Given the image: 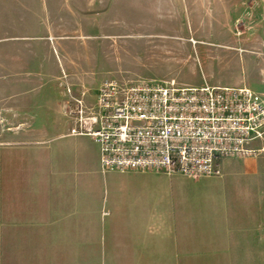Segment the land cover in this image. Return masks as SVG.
<instances>
[{
	"label": "rangeland",
	"instance_id": "374dc122",
	"mask_svg": "<svg viewBox=\"0 0 264 264\" xmlns=\"http://www.w3.org/2000/svg\"><path fill=\"white\" fill-rule=\"evenodd\" d=\"M108 79L247 86L264 98V0H0V144L39 154L33 168L43 169L48 144L74 169L101 170L98 144L70 133L63 104L68 84L94 106ZM253 162L223 158L221 175L207 182L249 183ZM191 179L112 175L97 190L145 209L155 198L167 206L185 192L203 195L205 178ZM257 180L264 184V172ZM42 187H33V202H43ZM29 261L72 264L67 254L43 255L41 228Z\"/></svg>",
	"mask_w": 264,
	"mask_h": 264
},
{
	"label": "crops",
	"instance_id": "0c3cea01",
	"mask_svg": "<svg viewBox=\"0 0 264 264\" xmlns=\"http://www.w3.org/2000/svg\"><path fill=\"white\" fill-rule=\"evenodd\" d=\"M10 146L0 144V264H30L37 228L43 229V255L67 254L72 264H264V184L257 180L264 156L243 159L256 165L249 183L207 182L211 178L201 176L203 195L185 192L167 206L155 198L144 209L101 197L99 183L112 175L191 177L77 170L48 144L43 169H37L31 160L39 154ZM42 182L43 202H33V187Z\"/></svg>",
	"mask_w": 264,
	"mask_h": 264
},
{
	"label": "built area",
	"instance_id": "2783aa9c",
	"mask_svg": "<svg viewBox=\"0 0 264 264\" xmlns=\"http://www.w3.org/2000/svg\"><path fill=\"white\" fill-rule=\"evenodd\" d=\"M65 90L70 133L98 144L104 173L219 176L223 158L264 156V98L247 86L108 79L100 83L94 106L68 84Z\"/></svg>",
	"mask_w": 264,
	"mask_h": 264
}]
</instances>
